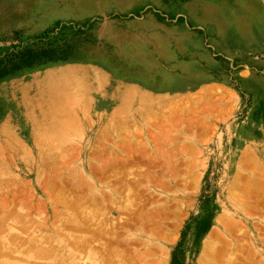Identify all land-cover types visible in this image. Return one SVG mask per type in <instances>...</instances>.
<instances>
[{"label": "rangeland", "instance_id": "rangeland-1", "mask_svg": "<svg viewBox=\"0 0 264 264\" xmlns=\"http://www.w3.org/2000/svg\"><path fill=\"white\" fill-rule=\"evenodd\" d=\"M179 1L0 0L6 264L34 235L56 253L39 264H69L60 244L77 264H264V0ZM178 13L225 49L204 35L211 65L147 56L143 18Z\"/></svg>", "mask_w": 264, "mask_h": 264}, {"label": "crops", "instance_id": "crops-1", "mask_svg": "<svg viewBox=\"0 0 264 264\" xmlns=\"http://www.w3.org/2000/svg\"><path fill=\"white\" fill-rule=\"evenodd\" d=\"M232 1L237 2L238 5H246L249 3V1H253V0H232ZM255 1L261 4L260 3L261 0H255ZM179 3H181L182 6H184L185 8L189 7L188 0H182L179 1ZM161 7L163 8V5ZM163 12L165 14H170L169 11L166 9H164ZM174 16H181L182 18L180 19L178 18L177 20H172L171 22L162 21L159 16H146L143 18L147 22L154 25V27L150 30V32L147 33L150 35L152 40V44L149 45L147 50L148 57H150L151 59L157 61L162 65L171 66L172 70L169 69L170 71L181 72L183 68H186L187 64H189L190 66L192 63H196L197 67L201 68L203 63L208 64L207 61L209 59L211 61L210 53L203 44L204 35H206V38L209 41V45L212 48L211 49L212 51L216 50L217 52H219L221 50H225L222 49L220 46H217V44H213V42H215V40L218 39H215L212 35H209L202 26L195 23L194 19L198 20V18H200L199 13L197 14V17H195L194 19L190 18L189 16L183 13H178L175 14ZM195 34L196 35L198 34L200 37L198 41L200 42L201 49L197 53L188 55L187 52L193 49L191 47H190L191 49L187 48L186 43L190 41L193 37H195ZM161 45L165 46L164 49H166L169 52V54H171V58H166V56L163 53H159ZM219 47L221 49H219ZM205 52L208 53V56L204 55ZM91 64L96 65L103 71H108L107 68H105L103 65H100L97 62ZM211 64L212 61L210 65Z\"/></svg>", "mask_w": 264, "mask_h": 264}, {"label": "bare ground", "instance_id": "bare-ground-1", "mask_svg": "<svg viewBox=\"0 0 264 264\" xmlns=\"http://www.w3.org/2000/svg\"><path fill=\"white\" fill-rule=\"evenodd\" d=\"M199 1V0H198ZM208 2H211V1H209L208 0ZM215 2H216V0H215ZM212 3V2H211ZM211 3H210V5H211ZM213 4V3H212ZM209 5V4H208ZM218 5V4H217ZM205 6H207L206 4L204 5V7ZM236 7V6H235ZM207 8V7H206ZM228 8V7H227ZM210 9V8H209ZM218 9V8H217ZM219 10V9H218ZM209 11V10H208ZM259 12V11H258ZM252 15H253V13H251ZM255 15H257V13H255ZM231 17V16H230ZM259 17V16H258ZM232 19H233V17H231ZM220 19V18H219ZM234 20V19H233ZM228 22V21H227ZM226 22V23H227ZM229 22H230V20H229ZM240 26V25H239ZM230 30H234V31H237V35L235 34L234 36H235V40L238 42V41H240L241 40V37H242V35L240 36V29H239V27L238 26H233V27H231L230 28ZM127 86V85H126ZM135 87V86H134ZM1 88V87H0ZM3 89V88H2ZM134 90V89H133ZM124 91V90H123ZM4 94V93H3ZM5 94H6V92H5ZM4 94V95H5ZM62 94V93H61ZM3 95V96H4ZM63 95V94H62ZM6 97V96H5ZM51 98V97H50ZM62 99V98H61ZM62 128V127H61ZM178 150V149H177ZM179 151V150H178ZM75 160V159H74ZM104 161V160H103ZM69 163V162H68ZM116 164V163H115ZM122 169V168H121ZM129 173V172H128ZM151 173V172H150ZM131 174V173H130ZM174 174V173H173ZM71 175V174H70ZM87 176H89V174L87 175ZM144 176V175H143ZM152 176V175H151ZM88 178V177H87ZM138 178V177H137ZM82 179V178H81ZM92 180V179H91ZM88 181V180H87ZM157 181V180H156ZM80 182V181H79ZM90 182V181H89ZM147 183V182H146ZM80 184V183H79ZM95 187H97V190L99 191L100 189H98V185L97 186H90V190H94V191H97L96 189H94ZM125 187V186H124ZM57 188V187H56ZM89 188V187H88ZM45 191V190H44ZM134 191V190H133ZM101 196V195H100ZM65 197V196H64ZM71 201V200H70ZM70 204V203H69ZM94 204V203H93ZM2 205V204H1ZM4 205V204H3ZM134 205V204H133ZM66 206H67V204H66ZM68 206H70V205H68ZM9 207V206H8ZM3 208V207H2ZM5 208V207H4ZM93 211V210H92ZM56 212V211H55ZM74 212V211H73ZM91 212V211H90ZM5 213H6V211H5ZM82 213V212H81ZM75 214V213H74ZM91 214V213H90ZM89 213H88V216L90 215ZM94 214V212L92 213V215ZM13 215V214H12ZM39 215V214H38ZM97 215V214H96ZM135 215V214H134ZM227 215V214H226ZM143 216V215H142ZM98 217V216H97ZM147 217V216H146ZM14 218H16V220H17V216H11V220H15ZM89 218H91V217H89ZM7 219H10L9 217L7 218ZM146 219V218H145ZM4 220V218H0V223H2V221ZM107 220V219H106ZM150 220V219H149ZM5 221V220H4ZM3 221V222H4ZM7 221V220H6ZM18 221V220H17ZM91 221V220H90ZM97 221V220H96ZM53 222V221H52ZM136 222V221H135ZM150 222V221H149ZM33 224V223H32ZM44 224V223H43ZM38 225V224H37ZM234 225V224H233ZM40 226V225H39ZM45 226V225H44ZM105 226V225H104ZM141 226V225H140ZM49 227V226H48ZM19 228V227H18ZM30 228V227H29ZM41 228V227H40ZM89 228V227H88ZM2 229H4V228H1V232H2V234H3V230ZM19 230H20V228H19ZM24 230V229H23ZM34 230H35V228H34ZM87 230V229H86ZM85 230V231H86ZM92 230V229H91ZM91 230H90V232H91ZM94 230V229H93ZM92 230V231H93ZM5 231V230H4ZM30 231V230H29ZM1 232H0V234H1ZM23 232H25V233H27V230H25V231H23ZM23 232H20V233H23ZM53 232V231H52ZM88 232V231H87ZM103 232V231H102ZM5 233V232H4ZM32 233V232H31ZM93 233V232H92ZM28 234H30V233H28ZM94 234V233H93ZM122 234V233H121ZM18 235V234H17ZM22 235V234H21ZM100 235V234H99ZM16 236V235H15ZM84 236V235H83ZM120 236V235H119ZM23 237V236H22ZM27 237H29V236H27ZM26 237V238H27ZM92 237V236H91ZM82 238V237H81ZM11 239H12V236H11ZM18 238H16L15 240H17ZM92 239V238H91ZM8 240H10V238L8 239ZM15 240L13 241V244L15 243ZM25 240V239H24ZM11 241V240H10ZM87 241V240H86ZM92 241H93V239H92ZM91 241V242H92ZM27 242H28V247L26 248V252L24 253L23 251L22 252H20V254L22 255V256H24V260H25V263L24 264H28V263H32V264H39L40 262V260H47V259H49V258H51V256H52V254L53 253H55L54 251L55 250H53V247H51V245L48 243V240L46 241V240H44V239H38V237L37 236H32V237H30V239H27ZM45 242H47L46 244H48L47 246L46 245H44V243ZM116 242V241H115ZM18 243H19V241H18ZM18 243L16 244V245H18ZM108 243H110V242H108ZM0 244H2V243H0ZM6 244V243H5ZM4 244V245H5ZM12 244V243H11ZM43 244V245H42ZM71 244V243H70ZM73 244H76V243H73ZM85 244V243H84ZM114 244V243H113ZM112 244V245H113ZM15 245V246H16ZM25 244H23V246H24ZM86 245V244H85ZM87 245H90V244H88L87 243ZM86 245V246H87ZM111 245V243L109 244V246ZM21 247H22V245H20ZM19 246V247H20ZM68 246V245H67ZM66 245H61L60 244V248H61V250H63V252L64 253H69V264H74V263H78V261H76V260H78V258L76 259V254L74 253V251L76 250V249H71V248H68ZM80 246V245H79ZM107 246H108V244H107ZM0 247H2V246H0ZM18 247V248H19ZM77 248V247H76ZM7 249V248H6ZM54 249H55V247H54ZM225 249V248H224ZM18 250H20V249H18ZM80 250V249H79ZM88 250V249H87ZM87 250L85 249V251L87 252ZM91 250H92V248H91ZM217 250H219V249H217ZM2 251L4 252L5 250L4 249H2ZM1 250H0V259H3L4 258V256H5V254H2L1 252H2ZM14 246L13 245H10L9 247H8V250H6V252H4V253H7V255L5 256L6 258H10V257H13V254H14ZM77 251V250H76ZM82 251V250H81ZM94 251V250H93ZM118 251V250H117ZM116 251V252H117ZM18 252V251H17ZM79 252V251H78ZM85 252V253H86ZM96 252V251H95ZM107 253H108V251H106ZM221 252V251H220ZM79 253H83V252H79ZM249 253V252H248ZM56 254V253H55ZM55 254H53V255H55ZM97 254V253H96ZM109 254V253H108ZM117 254H118V252H117ZM121 253H119L118 255L121 257V255H120ZM218 254V253H217ZM221 254V253H220ZM245 254V253H244ZM86 255V254H85ZM98 255V254H97ZM103 255V254H102ZM114 255V254H113ZM205 255V254H204ZM248 255V254H247ZM3 256V258H1ZM106 256V255H105ZM115 256V255H114ZM206 256V255H205ZM213 256V255H212ZM119 257V258H120ZM68 258V257H67ZM99 258V257H98ZM121 258H123V257H121ZM15 259V258H14ZM110 259V258H109ZM216 259V258H215ZM63 260V259H62ZM65 260V259H64ZM68 260V259H67ZM53 261V263H55V257H53L51 260H50V262H52ZM66 261V260H65ZM80 262V261H79ZM84 262H86V264H97V262H96V260H95V256H93V254H91V253H88V256L85 258V261ZM105 262V261H104ZM208 262H212L213 264L215 263L214 262V260L213 259H210V256H209V259H208ZM58 263V262H57ZM218 263V262H217ZM216 263V264H217ZM263 263V262H262ZM0 264H6V261H4V259L3 260H0ZM56 264V263H55ZM100 264V263H99ZM206 264H209V263H206Z\"/></svg>", "mask_w": 264, "mask_h": 264}, {"label": "trees", "instance_id": "trees-1", "mask_svg": "<svg viewBox=\"0 0 264 264\" xmlns=\"http://www.w3.org/2000/svg\"><path fill=\"white\" fill-rule=\"evenodd\" d=\"M175 261V260H174ZM176 264H180V263H176Z\"/></svg>", "mask_w": 264, "mask_h": 264}]
</instances>
